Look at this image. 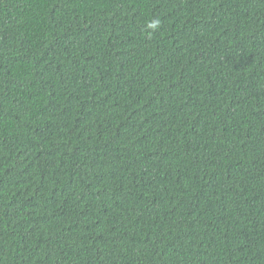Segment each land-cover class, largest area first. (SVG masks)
<instances>
[{
  "label": "trees",
  "instance_id": "1",
  "mask_svg": "<svg viewBox=\"0 0 264 264\" xmlns=\"http://www.w3.org/2000/svg\"><path fill=\"white\" fill-rule=\"evenodd\" d=\"M0 264H264V0H0Z\"/></svg>",
  "mask_w": 264,
  "mask_h": 264
}]
</instances>
